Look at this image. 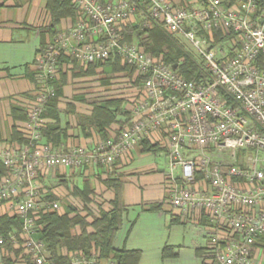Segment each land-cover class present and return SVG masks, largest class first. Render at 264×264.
Here are the masks:
<instances>
[{
	"label": "built area",
	"instance_id": "built-area-1",
	"mask_svg": "<svg viewBox=\"0 0 264 264\" xmlns=\"http://www.w3.org/2000/svg\"><path fill=\"white\" fill-rule=\"evenodd\" d=\"M71 1L86 18L59 31L38 54L25 144L0 147L8 168L0 207L22 219L34 264H52L36 236L38 215L60 209L59 201L42 197L40 176L61 166L111 165L145 139L167 155L169 204L182 220L204 218L210 229L208 264H264V0ZM136 15L189 42L204 73L187 79L161 57L122 41L120 24ZM62 52L86 64L120 57L135 70L138 94L129 124L92 148L58 150L42 141ZM5 237L0 234V247ZM73 263L117 264L81 253Z\"/></svg>",
	"mask_w": 264,
	"mask_h": 264
},
{
	"label": "crops",
	"instance_id": "crops-1",
	"mask_svg": "<svg viewBox=\"0 0 264 264\" xmlns=\"http://www.w3.org/2000/svg\"><path fill=\"white\" fill-rule=\"evenodd\" d=\"M49 1L0 0L1 148L25 144V141L13 137V130L17 129L24 135L27 125L26 109L36 86L35 65L38 54L59 31L66 30L77 22L75 16H62L56 23L48 5ZM116 1L118 0H106V2ZM83 65L86 66V64ZM72 67L73 64L66 68L68 78L58 102L60 111L58 118L56 115L47 119L53 126H60L63 131V136L56 145L62 150L77 145L92 148L104 139L96 127L88 124L87 126L83 125L84 117L91 116L93 113L92 103L94 101L107 97L134 101L138 94L136 86L131 84L130 78L127 76V71L120 72L118 84L110 86L108 90L101 84L96 74L76 75V70L72 71ZM97 70L99 72L101 68ZM127 106L130 107V103L127 102ZM123 121L127 122L128 117L119 116L111 124L108 130L110 137L121 132L123 127L120 123ZM42 141L46 142V137H43ZM158 153H165V151L163 149L155 152L145 151L141 143L130 152L124 153L111 165L92 163L80 168L61 166L51 169L39 178L42 197L44 198L50 193L58 195L63 204L62 211L66 210L65 202H73L79 208L84 209L85 202L80 196L75 195L74 191L75 188L84 189L87 185L91 192L89 208L93 211H98L99 207L109 210L112 206L111 201L115 197V190L107 184V181L119 179L122 182L119 189L120 200L128 208L124 224L129 219L133 207L139 206L142 214L136 216L128 229L127 236L121 241L119 233L124 227L123 224L115 236L114 245L117 248L138 249L134 248L136 244L131 239V234L143 217L146 220L157 215L162 217L164 214H168L170 217L172 215L179 217L178 212L169 204V196H165L163 193L162 186L166 180V178L163 179V173H166L165 167L157 162L136 163V157L141 158L146 154ZM156 204H162L161 208L145 209ZM4 212L11 213V209L3 205L0 207V213ZM202 223L205 225L204 218ZM206 229L208 234L205 237L208 238L210 229L208 227ZM208 241L206 246L196 249V255L202 258V264L209 261L207 258ZM1 258L0 253V264H3ZM16 264L24 263L18 259Z\"/></svg>",
	"mask_w": 264,
	"mask_h": 264
},
{
	"label": "trees",
	"instance_id": "trees-1",
	"mask_svg": "<svg viewBox=\"0 0 264 264\" xmlns=\"http://www.w3.org/2000/svg\"><path fill=\"white\" fill-rule=\"evenodd\" d=\"M102 1L106 2V0ZM183 3L184 0L176 3V6H181ZM48 5L56 23L62 16H75L77 22L86 18L71 0H50ZM120 32L122 41L137 44L151 55L161 57L165 63L175 67L187 79H198L204 73L201 64L196 60L187 43L178 36L165 32L161 24L155 20L144 19L140 15H136L133 19H128L120 24ZM222 37L223 33L221 31L216 32L217 39ZM71 64H73L71 70H76V75L96 74L101 84L108 90L110 86L118 84L119 73L122 71L128 72L127 76L130 78L132 85H138L133 81L135 70L128 64L123 63L120 57L111 56L105 61L86 64L62 52L59 57L58 73L53 80L56 94L46 107L44 112L46 123L41 131L42 139L46 137V142L52 143L58 150H62L56 145L61 140L63 131L60 126H53L47 119L56 115L58 118L60 112L58 102L68 78L66 68ZM83 64H86V66ZM98 68H101V71L98 72ZM72 74L74 75V72ZM127 102L130 103V107L127 106ZM133 104V100L129 101L125 98L107 97L96 100L92 103V115L84 117L85 122L83 125H92L98 129L104 139L109 138L108 130L119 116L128 117L127 122L120 123L121 127L125 128L129 124ZM13 137L20 141L26 139L25 135L17 129L13 130ZM142 145L145 151L155 152L162 149L159 144H154L148 139L143 140ZM7 172L8 168L0 161V181ZM107 184L115 190V197L111 201L112 206L109 210L99 207L98 211H93L89 208L91 192L87 185L84 189L75 188L74 191V194L80 196L85 202L84 209L79 208L73 202H65L66 210L62 211L63 204L58 195L50 193L44 197V200H57L60 202L59 210H42L37 219L36 236L46 243L52 264H74L73 256L80 253L85 254L87 257L96 255L99 259H112L117 264H139L142 257L141 250L117 248L114 245L115 236L124 224L128 208L120 200L119 189L122 182L115 178L109 179ZM161 205L156 204L145 209H160ZM180 219L181 217L172 215L171 222L181 221L182 219ZM22 224V219L18 214L0 213V234L6 236L5 242L0 247L3 264H16L18 259H21L24 264H34L31 254L26 251L24 246L25 240L21 233ZM11 233L16 237V242L10 238ZM260 242L264 247V235L261 237ZM178 255V246L167 244L162 248L164 259L176 258ZM203 264H208V262Z\"/></svg>",
	"mask_w": 264,
	"mask_h": 264
},
{
	"label": "rangeland",
	"instance_id": "rangeland-1",
	"mask_svg": "<svg viewBox=\"0 0 264 264\" xmlns=\"http://www.w3.org/2000/svg\"><path fill=\"white\" fill-rule=\"evenodd\" d=\"M188 45L189 42L186 41ZM167 157L165 153L146 154L141 158L136 157V163L145 164L157 162L167 168ZM166 173H163V179ZM163 193L169 196L170 187L167 181L163 182ZM140 212V207L135 206L131 209L130 217L126 220L123 229L119 233V239L122 241L127 236L128 229ZM206 225L197 223L190 219L185 222H171L168 214L155 216L151 219L144 217L138 222L131 234V239L136 244L134 248L142 250V257L139 264H202V258L196 255L198 247L206 246L208 234ZM167 244H174L179 247V255L176 258L162 257V248Z\"/></svg>",
	"mask_w": 264,
	"mask_h": 264
}]
</instances>
